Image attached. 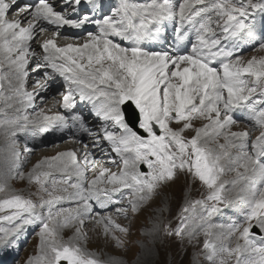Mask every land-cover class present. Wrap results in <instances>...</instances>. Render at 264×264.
I'll list each match as a JSON object with an SVG mask.
<instances>
[{"label":"snow or ice","instance_id":"6c2138e0","mask_svg":"<svg viewBox=\"0 0 264 264\" xmlns=\"http://www.w3.org/2000/svg\"><path fill=\"white\" fill-rule=\"evenodd\" d=\"M257 12L264 14V0H117L115 6H106L105 0L23 4L0 0V70L8 65L9 75L4 78L11 93L7 99L18 105L14 114L4 112L0 121L7 139L6 175L21 166L17 133L76 129L88 138V142L78 141L79 154L59 153L28 173V181L37 186L38 200L15 193L0 199V213H4L0 219L11 225L0 230V248L16 246L26 229L35 226L40 254L27 264H104L79 244L87 239L85 222L102 226L104 235L121 248L124 241L116 233L129 235L131 224L122 226L111 214L94 210V205L100 210L113 206L116 216L131 221L182 173L208 189L205 199L194 202L203 208L205 235L212 236L217 228L218 239L237 241L235 247L206 241V258L213 264L225 256L219 264L232 259L235 264H264V56L245 60L240 54L244 43L256 39L252 25ZM45 25L53 27L51 35H45L49 32ZM88 26L95 31L86 30L83 36L61 33L65 28ZM58 38L65 43L58 44ZM259 50L264 51V43ZM30 71L37 74V92L25 90ZM55 77L65 82L61 106L67 114L48 115L43 110L32 118L19 114L33 106L36 96L48 88L45 81ZM78 102L91 105L89 116L75 111ZM129 106H134L132 112ZM236 109L247 111L245 118L254 125L250 131L231 130L237 123ZM195 120L207 123L196 128ZM173 123L181 126L173 128ZM189 130L195 132L191 138L185 136ZM256 130L260 135L250 144L251 132ZM220 137L225 140L218 145L220 151L208 147ZM105 156L119 171L97 169ZM52 169L62 174L59 179ZM93 170L98 174L90 179ZM230 171L237 173L230 182L233 187L244 181L236 197L245 206L243 222L213 224L222 206L233 203L228 182L221 179ZM15 178L25 177L16 171ZM6 188L0 186V192ZM65 201L75 207H58ZM187 220L182 217L173 228L157 218L147 235L183 239L190 234L185 231ZM73 225L75 235L64 242L60 230ZM253 226L259 234L251 231ZM107 264L123 262L110 259Z\"/></svg>","mask_w":264,"mask_h":264},{"label":"rangeland","instance_id":"374dc122","mask_svg":"<svg viewBox=\"0 0 264 264\" xmlns=\"http://www.w3.org/2000/svg\"><path fill=\"white\" fill-rule=\"evenodd\" d=\"M253 56H256L257 58L264 56V51L259 50V46H257L243 57L245 60H248ZM46 114L49 115L51 113ZM205 123H207V121H193L194 127L196 128L202 127ZM241 125L243 128H240L237 132L247 131L248 127L246 122H242ZM180 126L181 125L175 123L172 124L173 128L178 129ZM235 126L236 125H233L232 128ZM233 132L235 131L233 130ZM256 132V134L259 136V130H256ZM251 133L254 136L252 139L254 141L256 135L254 132ZM194 135L195 132L191 130L185 133V136L188 138H191ZM222 138L223 137H220L217 140L210 142L208 147L212 148L214 151H220L218 148L219 144L217 143ZM233 152H235V149ZM46 154L42 158V161L46 159L51 160L53 157H55V155L51 153L48 155ZM37 156L39 155L33 154L32 158H36ZM140 167H142V165ZM110 168L112 171H119V169L116 167ZM32 170L33 168L30 165H25L21 170V172L24 174V179L15 178V172L13 176H9L8 179L6 178L4 181H0V186H4L5 184L7 185L6 191L0 192V199L10 198V196L15 193L21 194L26 198L38 200L39 196L35 195L37 192V186L34 183H30L27 179L28 173H30ZM232 172L235 171L226 172L221 177V179L229 183L230 179L234 178L232 176ZM178 185L180 187H178L179 191H172V188H176ZM160 193L161 194L159 196L154 197L152 201L145 205L139 213L133 215L131 221L121 216H116L114 211H108L105 214H101H111L113 219L122 226H129V224H131L129 235L124 236L119 232L116 233V235L120 236V238L124 241L123 248L117 247L116 241L113 240L111 236L104 235L102 226H96L95 224L89 225L87 224V221L83 226L84 231L87 234V239L80 240V246L83 247L88 253L93 254L94 258L104 262V264H107L110 259H119L123 262V264H213L212 261H209L206 258L208 255L207 250L204 249V243L206 241L215 243L217 247H220L222 244L235 247L237 242L235 239L230 241L223 238L218 239L220 233L218 231L216 232L217 228L212 229V236L205 235L206 225L201 219V217L204 215L203 208L201 205H194V202L205 199L208 194V189L198 179H193L191 175H185L182 173L178 174V179L161 188ZM222 207V212L226 209H229V205ZM185 208L188 209L187 212L184 211ZM222 212L216 214L212 218L211 223L227 226L229 224L243 222V219L240 220L239 218L241 215L233 214L227 217L228 213L222 214ZM183 214L185 215L182 216ZM3 215L4 213H0V216ZM243 215L244 211L242 212V216ZM179 216L188 218L186 223L189 225V227L185 231L190 234L185 235L183 239L179 237L163 236L162 233L157 234L155 239H152L147 235V232L151 231L153 222L156 221L157 218L162 220L165 224L176 228L179 226ZM194 216L201 220L197 226H195L193 222ZM178 217L179 219H177ZM230 218H233L235 222L229 220ZM8 227H10L9 222L0 219V230ZM75 228L76 226L68 227L63 228L64 230L60 231L59 235L64 242H68L73 238L75 235ZM255 229L259 228L253 226L251 231L253 233L259 234V232H254ZM38 232L39 230L34 231L29 238L28 243L20 246L16 250L15 257L12 260L5 261V264H8V262H10V264H27V261L30 258L38 256L40 254V237ZM240 243H243V241H240ZM143 245L147 246V249L150 250L151 254L148 253ZM12 248L13 247H10V250ZM1 249L4 250L5 247ZM221 258H226V256L217 257L216 264H219V260ZM229 264H235V260H230Z\"/></svg>","mask_w":264,"mask_h":264},{"label":"bare ground","instance_id":"6f19581e","mask_svg":"<svg viewBox=\"0 0 264 264\" xmlns=\"http://www.w3.org/2000/svg\"><path fill=\"white\" fill-rule=\"evenodd\" d=\"M137 2H140V1L137 0ZM10 18H12L11 15H10ZM263 25H264V14H261L259 12L255 13L254 18H253V25H252V28H253V31H254L255 35L261 29V27ZM45 27L49 28V32L46 33L45 35L46 36L51 35L52 31H54L53 27L50 26V25H45ZM88 31H95V29L88 30ZM61 33H62V36L68 34L67 31H63V32L61 31ZM57 42H58V44H61V45H63V43H65V41L62 38H58ZM247 42H250V43L256 45V43H264V39L259 41V38L256 35V39L255 40H251V41H247ZM33 46L37 48V51H39V48H38V46L35 45V43L33 44ZM257 46H259V45H257ZM257 46H255V47H257ZM0 57H2V53L1 52H0ZM0 72H1L0 92L3 93V99L0 102V106H2V109H3L4 112H7L9 115H12V114H14L15 108L18 107V105L16 104L15 100H8L7 99V97L11 93V89L9 88L8 80L4 78L5 76L9 75L8 65L5 64L3 69L0 70ZM36 78H37V74L36 73H35L34 77H29L30 81H28L27 84L25 85V90L26 91H28V92H37L38 91V89L35 88V79ZM39 79L43 80L44 78H42V75H41V76H39ZM51 80L59 82V79L56 78V77L54 79H51ZM45 82L48 84L47 90L44 91V92H40L36 96V99H35L36 105H38L37 102L39 101V106H38L39 110L38 111L43 110L45 113H51L49 115L57 114V113L61 112V104H62V96H61L62 90H61V87L62 86L56 87V86L52 85L49 80H47ZM13 83H15V81H13ZM57 90H60V91H59L58 94H55L54 92L57 91ZM9 103H11L13 105L11 108L7 107V105ZM36 105L34 103L33 106L31 107V110H32L31 112L32 113L34 111V106H36ZM243 110H244L243 112L235 111L233 113L234 119L236 117H238V116H243V117L245 116L246 117L247 116V111L245 109H243ZM37 112L34 113V116L36 115ZM19 114L22 115L23 112L19 113ZM3 119H4V115L2 116L1 121ZM89 123L91 124V123H93V121L89 120ZM241 127H242L241 124H238L234 128H232L231 130L232 131L234 130L235 132H237ZM24 135L27 138V140H29V141H33L36 138V135H32L29 132H24ZM251 139H252V135H250L249 143H250ZM16 140L18 142V147L22 148V143H21L22 139H21V135L19 133H17ZM80 140H84V141L88 142L87 136L85 134H83V133H78L77 132L75 134H70V137H65L63 139H59L55 143L49 145L47 148L41 149L39 151H36V152L32 153V154L39 155L36 158H32V154H30L25 159V165H30L32 168H34L37 164H39V162L40 163L42 162V158L45 156L46 153H47L46 155L51 153V154L57 156L59 153L75 150L79 154V152L81 151V144L78 141H80ZM223 143H225L224 138L220 139L217 144H223ZM6 144H7V139L5 137L4 128L0 127V181H4V179H6V178L8 179L9 176H13V174L17 171V170H14V171L11 172L10 175H6L7 168H8V164H7L6 160H5L6 155H8L7 152H6L7 151L6 150ZM233 150H232V152H233ZM249 151L251 152V148H249ZM233 153H235V152H233ZM95 155L97 157H100V153L99 152H96ZM49 159H51V158H49ZM100 167H107V166H103L102 165ZM1 169H3V170H1ZM43 170H48V169L45 168ZM51 171L53 173V177L54 178H57V176L61 177V175H62L61 173L57 172L55 169H52ZM240 171L243 172L244 170L241 168ZM97 174H98V171L93 170V172L89 173V178L91 179V178L94 177V175H97ZM232 176L234 178L230 179L229 183L227 184V190L229 191V193H230V195H231V197L233 199V205H232L231 209H232L233 212H238V211H240L243 208V206H242V202L240 200L236 199V197H237V195H239V190L243 186L244 181H241L240 184H237V185H235V187H233V185L230 182L235 180V179H237V173L236 172H232ZM57 179H59V178H57ZM74 181H75V177H73V182ZM180 184H182V183H180ZM178 187H179V185L176 187L177 189L173 187L172 191H175V192L179 191ZM70 191H71V189H70ZM63 205H64L65 209L74 208L75 207V203L74 202H70V201L63 202ZM94 210L100 211V214L104 213V212L106 213V211H104V210L97 209V207L95 205H94ZM113 211H114V207H113ZM193 222H194V225L197 226V224L200 223L201 220L197 219L194 216V221ZM87 224H89V225L90 224H95V222L92 221V220H89V221H87ZM253 224L255 225V223H253ZM74 226L75 225L69 226V227H74ZM66 228H68V227H66ZM62 230H64V229H61L60 231H62ZM217 231L220 233V230L217 229L216 232ZM254 232H259V229H255Z\"/></svg>","mask_w":264,"mask_h":264}]
</instances>
